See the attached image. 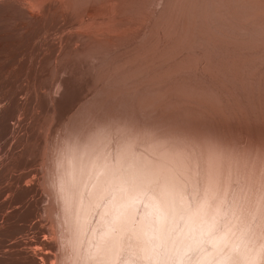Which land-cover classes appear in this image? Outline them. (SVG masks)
I'll list each match as a JSON object with an SVG mask.
<instances>
[{
  "label": "rangeland",
  "instance_id": "rangeland-1",
  "mask_svg": "<svg viewBox=\"0 0 264 264\" xmlns=\"http://www.w3.org/2000/svg\"><path fill=\"white\" fill-rule=\"evenodd\" d=\"M95 3L0 36V264H264V0Z\"/></svg>",
  "mask_w": 264,
  "mask_h": 264
},
{
  "label": "bare ground",
  "instance_id": "bare-ground-1",
  "mask_svg": "<svg viewBox=\"0 0 264 264\" xmlns=\"http://www.w3.org/2000/svg\"><path fill=\"white\" fill-rule=\"evenodd\" d=\"M97 1V0H95ZM94 0H0V36L3 37H15L16 35H26L29 32L31 33L33 30H36L37 28L43 26L45 22H49L52 20H55L56 23H61L65 20V18L72 14L71 10L72 8L77 5L84 3L83 7V16L84 21L91 22L94 20L95 15L98 12V8L96 6ZM114 0H104L105 3V11H109L110 4H113ZM67 4H70L71 7ZM80 9V8H79ZM78 10V9H77ZM81 13V12H80ZM123 13V12H122ZM75 17V16H73ZM70 18V17H69ZM79 18V17H78ZM83 20V19H82ZM67 22V21H66ZM83 22V21H82ZM80 23V22H79ZM70 24V23H69ZM93 24V23H92ZM53 26V25H52ZM57 26V25H56ZM44 27V26H43ZM81 27V24H80ZM67 30V29H66ZM43 31V30H42ZM52 32V31H51ZM14 34V35H12ZM38 34V33H37ZM47 34V33H46ZM45 35V34H44ZM50 35V34H49ZM48 35V36H49ZM57 35V34H55ZM34 37V36H33ZM38 37V36H37ZM44 37V36H42ZM54 37V36H53ZM34 39V38H33ZM15 41V40H14ZM23 41V40H22ZM27 41V40H26ZM39 41V40H38ZM41 41L45 43V45L53 48H58L62 46V44L67 43L69 41H73L74 43H82L83 39H70L69 36H62L58 38H43ZM20 42V41H19ZM39 46V45H38ZM41 46V45H40ZM45 46V47H47ZM41 48V47H40ZM39 57V56H38ZM58 84L60 85L59 81ZM62 86V85H61ZM95 127V126H94ZM78 129V128H77ZM213 133L215 136H217V130L215 128H212ZM94 131V130H93ZM78 132V131H77ZM90 132V131H88ZM182 138L186 139V137H189V133L186 131L179 133ZM222 139V138H221ZM72 140L73 137H72ZM71 140V141H72ZM77 140V139H76ZM75 141V140H74ZM82 141V140H81ZM71 143V142H70ZM78 143V141H77ZM83 143V141H82ZM112 144V143H111ZM82 145V144H80ZM84 145V144H83ZM78 146V144H77ZM88 147V146H87ZM77 148V147H76ZM81 149V147H79ZM91 148V147H90ZM65 150V148H63ZM89 149V148H88ZM78 150V149H77ZM83 150V149H81ZM108 150V149H107ZM63 151V150H62ZM69 151V150H67ZM64 152V151H63ZM89 152V151H88ZM65 153V152H64ZM68 152H66L67 154ZM91 153V151L89 152ZM107 153H110L107 151ZM125 153V144L122 143V147L120 149V155L121 157ZM66 154H63L66 155ZM69 154V153H68ZM106 154V153H105ZM62 155V154H61ZM72 155V154H70ZM93 154H90V156ZM107 155V154H106ZM73 156V155H72ZM81 156V155H80ZM88 156V155H87ZM95 156V155H94ZM100 156V155H99ZM78 157V156H77ZM76 157V158H77ZM101 157V156H100ZM105 157V156H103ZM66 158V156H65ZM70 158V157H69ZM67 159V161L69 160ZM85 158V157H83ZM110 158V157H109ZM73 159V158H72ZM91 159V158H89ZM93 159V157H92ZM107 159V157H106ZM114 159V158H113ZM76 160V159H74ZM83 160V159H82ZM73 161V160H72ZM109 161V160H108ZM115 161V160H114ZM65 162V161H64ZM74 162V161H73ZM76 162V161H75ZM74 162V163H75ZM82 162V161H81ZM113 162V161H112ZM78 163V162H77ZM79 165V164H78ZM85 165V164H84ZM112 165V164H111ZM65 166V165H64ZM113 166V165H112ZM124 166V165H123ZM132 166V165H131ZM82 167V166H81ZM65 168V167H64ZM94 169V168H93ZM131 169V168H130ZM133 169V168H132ZM129 170V169H128ZM123 171V170H122ZM69 172V171H68ZM60 174V173H59ZM70 175V174H69ZM80 175V174H79ZM82 176V175H81ZM80 178V177H79ZM87 178V177H86ZM80 180V179H79ZM78 180V181H79ZM87 181V180H85ZM84 181V182H85ZM105 182V181H104ZM126 182V181H125ZM71 183V182H70ZM75 184V183H74ZM88 184V182H87ZM107 184V183H106ZM81 186V185H80ZM83 188V186H82ZM80 189V188H79ZM86 189V188H84ZM76 191V190H75ZM93 191H91L92 193ZM85 193V192H84ZM123 193V192H121ZM86 194V193H85ZM119 195V194H118ZM82 196V195H81ZM84 196V195H83ZM70 198V196H69ZM126 195L117 197V201L120 205H123L125 203ZM71 200V199H70ZM69 200V201H70ZM84 200V199H82ZM81 201V200H80ZM79 201V202H80ZM193 204V203H192ZM194 205V204H193ZM192 205V206H193ZM195 206V205H194ZM102 207V205H101ZM104 207V206H103ZM69 210V209H68ZM159 211H162L160 208H158ZM227 210V209H226ZM220 211V210H219ZM226 213V212H224ZM96 215V214H95ZM119 222L118 226H113V228H117V232H113V228L111 229H102L100 236L97 237L93 245L91 247L90 253L93 255V258H90L88 260V264H113L114 263V247L112 244V241L114 240L115 236L118 234L120 241L122 244L125 243V240L127 238V213L125 209H123V214L119 216ZM210 219V218H209ZM175 221V220H174ZM180 221V219H179ZM181 222V221H180ZM205 222V220L203 221ZM201 222V224L203 223ZM200 223V222H199ZM211 223V220H210ZM175 224V223H174ZM255 224V223H254ZM178 225V224H177ZM205 225V224H204ZM211 227V226H210ZM215 229V228H214ZM213 230V229H212ZM65 239V238H64ZM33 241V240H32ZM47 241V240H45ZM65 241L69 247H71L70 251H65L61 253L60 260H69L68 264H81V256L84 254L79 247H76V244L74 241L68 238L66 236ZM62 241V242H63ZM119 241V242H120ZM24 242V240H23ZM22 242V243H23ZM27 242V240H26ZM31 242V241H30ZM40 243V242H39ZM53 243V242H52ZM31 244V243H30ZM33 244V243H32ZM35 244V243H34ZM44 244V243H43ZM63 244V243H62ZM34 246V245H33ZM40 246V244H39ZM37 246V248L39 247ZM45 246V245H44ZM47 246V245H46ZM58 246V245H57ZM64 246V245H63ZM23 247V246H22ZM28 247V246H27ZM35 247V246H34ZM33 247V248H34ZM51 247V246H50ZM33 248L27 249V248H21L16 251V256L21 261L22 264H43L44 261H48L49 256L48 254L44 253H36ZM105 248L108 249V253L104 256L95 257L96 255L103 254L105 252ZM39 250V249H36ZM68 250V248L66 249ZM41 251V249H40ZM39 251V252H40ZM43 251V250H42ZM52 251H48L47 253ZM59 252V251H58ZM184 252V251H183ZM10 256H13V252H8ZM55 255V254H54ZM183 254H181L182 256ZM123 255L120 257L122 258ZM5 257V256H4ZM55 257V256H54ZM53 257V260H54ZM59 260V261H60ZM50 261V260H49ZM55 263V262H54ZM64 263V262H63ZM62 262H59V264H63ZM53 264V263H52ZM84 264V263H83ZM234 264H239L234 263Z\"/></svg>",
  "mask_w": 264,
  "mask_h": 264
}]
</instances>
